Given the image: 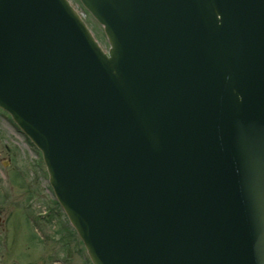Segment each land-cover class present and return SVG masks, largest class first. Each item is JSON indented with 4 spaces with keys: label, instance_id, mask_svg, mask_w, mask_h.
Segmentation results:
<instances>
[{
    "label": "water",
    "instance_id": "obj_1",
    "mask_svg": "<svg viewBox=\"0 0 264 264\" xmlns=\"http://www.w3.org/2000/svg\"><path fill=\"white\" fill-rule=\"evenodd\" d=\"M0 0V107L93 264H264V0Z\"/></svg>",
    "mask_w": 264,
    "mask_h": 264
},
{
    "label": "rangeland",
    "instance_id": "obj_2",
    "mask_svg": "<svg viewBox=\"0 0 264 264\" xmlns=\"http://www.w3.org/2000/svg\"><path fill=\"white\" fill-rule=\"evenodd\" d=\"M77 1L72 0L83 10ZM83 11L94 34L108 49L103 27ZM0 264H92L83 243L56 203L41 154L2 109Z\"/></svg>",
    "mask_w": 264,
    "mask_h": 264
}]
</instances>
